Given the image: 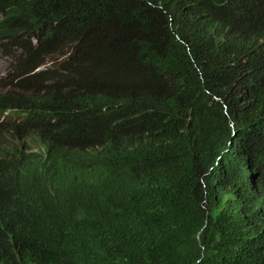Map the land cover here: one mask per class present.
Wrapping results in <instances>:
<instances>
[{
	"label": "trees",
	"instance_id": "1",
	"mask_svg": "<svg viewBox=\"0 0 264 264\" xmlns=\"http://www.w3.org/2000/svg\"><path fill=\"white\" fill-rule=\"evenodd\" d=\"M0 8L92 124L3 176L0 264H264V0Z\"/></svg>",
	"mask_w": 264,
	"mask_h": 264
},
{
	"label": "clouds",
	"instance_id": "2",
	"mask_svg": "<svg viewBox=\"0 0 264 264\" xmlns=\"http://www.w3.org/2000/svg\"><path fill=\"white\" fill-rule=\"evenodd\" d=\"M10 23V15L0 8V99L6 103L0 109L1 185L25 156L52 158L70 149L67 137L79 139L81 125H92L81 120L71 99L70 76L60 70L66 54L33 55L36 39L9 30Z\"/></svg>",
	"mask_w": 264,
	"mask_h": 264
},
{
	"label": "rangeland",
	"instance_id": "3",
	"mask_svg": "<svg viewBox=\"0 0 264 264\" xmlns=\"http://www.w3.org/2000/svg\"><path fill=\"white\" fill-rule=\"evenodd\" d=\"M4 70V62L3 60L0 59V74L3 72Z\"/></svg>",
	"mask_w": 264,
	"mask_h": 264
}]
</instances>
